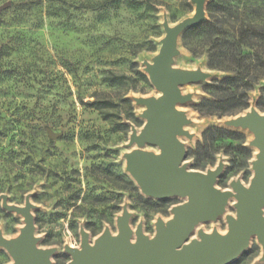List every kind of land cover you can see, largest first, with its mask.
<instances>
[{
    "label": "rangeland",
    "instance_id": "obj_1",
    "mask_svg": "<svg viewBox=\"0 0 264 264\" xmlns=\"http://www.w3.org/2000/svg\"><path fill=\"white\" fill-rule=\"evenodd\" d=\"M195 1L0 0V8L11 4L0 10V237L18 240L25 226L24 217L5 210L3 202L19 207L29 202L37 248L53 251L51 264H69L72 257L65 248L79 249L82 231L91 244L105 231L117 236L118 221L128 212L131 241L136 242L139 227L151 239L158 221L167 224L172 209L187 202L184 197L157 200L143 194L128 171V156L136 151L162 154L157 146H131L130 139L147 123V107L140 101L162 96L146 67L160 53L165 25L173 27L192 17ZM211 1L205 2V21ZM232 1L261 6L264 19V0ZM199 41L196 33H182L171 64L175 72L200 76L181 86L187 101L177 105L185 119V134L178 137L186 148L183 165L207 173L223 164L216 188L233 196L217 219L195 226L188 243L200 240L201 232L228 234V218L236 217L237 202L231 185L239 181L250 186L259 154L249 129L196 111L210 97L205 88L228 76L209 68L206 55L191 52ZM263 95L264 80L250 92L246 113L256 109L264 115L257 108ZM209 127L243 137L220 139L213 163L196 169L192 152ZM263 257L254 236L230 264H264ZM0 264H15L4 247Z\"/></svg>",
    "mask_w": 264,
    "mask_h": 264
},
{
    "label": "water",
    "instance_id": "obj_2",
    "mask_svg": "<svg viewBox=\"0 0 264 264\" xmlns=\"http://www.w3.org/2000/svg\"><path fill=\"white\" fill-rule=\"evenodd\" d=\"M205 2L195 1L196 9L192 17L173 27L165 25L166 37L160 53L154 63L146 67L152 85L162 96L140 101V104L147 107L143 115L147 123L140 134L133 133L130 145L140 148L146 145L157 146L162 154L157 157L136 151L128 156V171L143 194L157 200L184 197L188 199L187 202L172 209L173 218L167 224L158 221L156 235L151 239L139 227L136 242L131 241L133 231L129 225L128 212L118 221L117 236L105 231L91 244L88 233L82 231L81 247L65 248L66 253L72 257L69 264H230L248 249L254 236L264 252V115L256 109L227 121L231 127L253 132L255 140L252 144L259 150L257 160L253 163L255 174L250 186L245 187L239 181L231 185L237 202L236 217L228 218V234L208 235L201 232L200 240L188 243L195 226L217 219L233 196L231 192H222L216 188V182L223 173V164L207 173L187 170L183 165L186 148L178 138L185 134L182 127L185 119L177 110V105L187 101L181 93V86L200 80V76L175 72L171 64L177 53L179 36L205 21ZM10 5L6 3L0 10ZM50 135L53 139L54 136ZM2 207L22 215L25 226L18 240L0 237V247L10 253L15 264H51L53 251L37 248L30 203L19 207L9 206L4 201Z\"/></svg>",
    "mask_w": 264,
    "mask_h": 264
},
{
    "label": "trees",
    "instance_id": "obj_3",
    "mask_svg": "<svg viewBox=\"0 0 264 264\" xmlns=\"http://www.w3.org/2000/svg\"><path fill=\"white\" fill-rule=\"evenodd\" d=\"M233 2L211 1L207 10L208 21L188 30L196 33L200 40L191 52L206 55L209 68L228 74L221 80H213L205 88L210 97L196 106V111L203 116L231 118L244 114L250 108V92L264 80L262 7L249 3L234 5ZM93 105L97 109L103 108L96 103ZM257 108L264 112V95ZM240 137L243 135L225 128L206 129L203 142L192 152L197 156L195 168L204 170L213 163L216 144L220 139Z\"/></svg>",
    "mask_w": 264,
    "mask_h": 264
},
{
    "label": "bare ground",
    "instance_id": "obj_4",
    "mask_svg": "<svg viewBox=\"0 0 264 264\" xmlns=\"http://www.w3.org/2000/svg\"><path fill=\"white\" fill-rule=\"evenodd\" d=\"M159 162H160V160H159Z\"/></svg>",
    "mask_w": 264,
    "mask_h": 264
}]
</instances>
